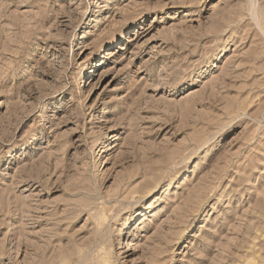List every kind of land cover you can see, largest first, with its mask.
<instances>
[{
  "label": "rangeland",
  "instance_id": "1",
  "mask_svg": "<svg viewBox=\"0 0 264 264\" xmlns=\"http://www.w3.org/2000/svg\"><path fill=\"white\" fill-rule=\"evenodd\" d=\"M263 27L264 0H0V264H264Z\"/></svg>",
  "mask_w": 264,
  "mask_h": 264
},
{
  "label": "bare ground",
  "instance_id": "2",
  "mask_svg": "<svg viewBox=\"0 0 264 264\" xmlns=\"http://www.w3.org/2000/svg\"><path fill=\"white\" fill-rule=\"evenodd\" d=\"M246 25V24H245ZM242 27V26H241ZM264 28V27H263ZM249 30V29H248ZM245 31V30H244ZM248 33V32H247ZM256 34V33H255ZM258 34V33H257ZM263 43H264V41H263ZM256 53V52H255ZM23 210H25V209H23ZM28 213V212H27ZM32 213V212H31ZM29 214V213H28ZM32 215V214H31ZM24 217V216H23ZM25 218V217H24ZM35 218V217H34ZM30 219H32V218H30ZM20 220H22V219H20ZM36 220V219H35ZM39 223V222H38ZM27 225V224H26ZM46 244V243H45ZM45 246V245H44ZM39 247V246H38ZM40 248V247H39ZM44 249V248H43ZM39 251H40V249H39ZM47 251H48V249H47ZM46 253V252H45ZM44 253V254H45ZM42 254V253H41ZM38 256H41V255H38ZM45 257H47V256H45ZM43 258V257H42ZM54 258V257H53ZM41 260V259H40ZM46 261V260H45ZM40 262H42V260L40 261ZM48 262V261H47Z\"/></svg>",
  "mask_w": 264,
  "mask_h": 264
}]
</instances>
